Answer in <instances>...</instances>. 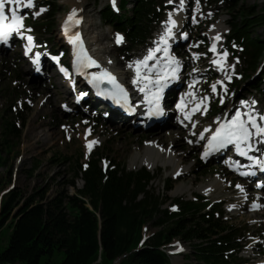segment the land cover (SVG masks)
Instances as JSON below:
<instances>
[{
    "label": "trees",
    "instance_id": "16d2710c",
    "mask_svg": "<svg viewBox=\"0 0 264 264\" xmlns=\"http://www.w3.org/2000/svg\"><path fill=\"white\" fill-rule=\"evenodd\" d=\"M209 1L221 3L229 11L228 43L242 47V73L252 81L264 52V40L255 31L264 27V7L257 12L241 0ZM40 4L48 7L47 14L29 26L40 36H47L52 33L58 5L56 0H41ZM128 4L133 7L128 9ZM120 7L117 12L108 4L100 17L124 34L126 45L120 51L126 54L146 45L154 23L163 18L164 5L161 0H121ZM254 84L258 89L264 85V74ZM260 91L264 96V88ZM25 123L24 116L16 112L3 125L0 169L6 164L4 152H12ZM105 153L98 150L86 161L82 156L64 158L72 164L68 185L75 189L74 194L61 191L51 199L46 197V189H37L28 198L14 189L4 194L0 233L7 229L8 235L5 243L0 239V264H115L118 260L119 264H173L166 248L175 240L190 244L191 257L201 264L242 263L231 252L240 246L236 239L242 228L226 222L217 205L206 211L208 205L197 195L195 200L172 199V207L164 208L170 198L163 200L150 192L157 176L145 167L132 171L125 163L107 162ZM208 167L196 161L201 175L210 173ZM79 179L82 188L77 187ZM170 184L164 180L166 192L171 191ZM2 187L0 180V192ZM151 221L159 230L146 237L144 229Z\"/></svg>",
    "mask_w": 264,
    "mask_h": 264
},
{
    "label": "rangeland",
    "instance_id": "374dc122",
    "mask_svg": "<svg viewBox=\"0 0 264 264\" xmlns=\"http://www.w3.org/2000/svg\"><path fill=\"white\" fill-rule=\"evenodd\" d=\"M56 1L58 11L54 18L52 33L40 38L36 35L42 48L45 47L43 42L50 43L45 52L49 48L58 51L60 54L65 50L68 51L59 32L60 23L68 12L72 10L80 11L82 12L84 22L90 28L88 30L89 35L96 40L97 47L102 49L103 57L109 58L116 68L118 67L121 70L127 71L128 78L126 80L133 85L132 81L137 77L135 62L143 60L148 55V47L133 50L131 52V60H127L119 54V48L124 45V42H117V32L109 25H106L100 17L101 10L108 5L110 0H84L81 9L74 8L76 1L81 0ZM241 1L245 6L252 7L257 12L264 7V0ZM174 15H177V13H174ZM33 16H36L35 13H33ZM194 18L201 19L202 21L197 25L190 24V21L192 22ZM187 19L190 25L187 27L190 37L180 47V52L184 62L191 64L190 53L186 52V49L190 47V40L197 39L200 35L204 34L211 38L214 27L220 21H223L226 29V33L223 36V40L225 41V37L229 31L227 20H230L231 16L229 11L220 4L213 3L210 6L203 1L190 0L189 5L183 12V18L181 19L183 24H187ZM27 31L33 33L29 29ZM159 31L160 28L156 30L155 34ZM255 31L264 40V27L256 28ZM223 47V53L227 52V65L223 67L231 68V70L227 74V72L220 73V70L217 69L216 79L226 83L227 91L230 88L234 93L220 91V94H224L226 101L220 107L219 114L226 111L232 104L235 105L237 98L240 96L255 100L258 103L257 109L260 106L264 108V96L260 92V89H263L264 85L261 84V87L257 90L252 87L253 82L256 83L254 85H257L259 78L262 77L264 72V52L258 59V66L253 75V80L249 82L245 76L240 75L241 60L239 61L236 57L231 56L229 50L226 48V44H223ZM69 56L67 53L65 59L69 60ZM18 64L19 68L15 69ZM15 70H19V75L15 74ZM196 70L195 67H191L186 69L185 73H191ZM45 71L43 75H34V72L29 70V60L23 56L21 47L14 45L10 46V48L0 47V136L3 125L16 112L22 114L26 121L21 139L12 145V152L10 153V149H8L9 152H4L6 164L0 169V180L3 185L0 192V210L4 196L3 192L8 189L19 190L25 198L31 196L37 189L48 190L46 197L49 199L55 197L61 191L68 190L69 194H74L75 189L68 185L73 173L72 164L67 161L69 159L65 161L64 158L82 156V161H85L92 153L103 150L104 152L106 151L105 156H107L108 162L114 160L117 163H125L127 168L133 171L146 167L157 176L150 187V192L156 196H160L163 200H165L166 196L170 198L168 203L164 205V208L171 207L170 203L172 199H194L195 195L207 198L208 202L218 203L223 206L222 208L225 210L226 217L230 218L231 223L238 226L247 225L246 227L249 231L247 232L245 242L249 245L247 248L248 252H245V254L246 256L250 255L248 263L264 264V209H261V212H258V214H252L255 212H252L250 205L257 200L255 194L248 193L252 189V185L248 180H243L232 175L221 162H213L207 168V171L210 173L205 176L201 175V170L195 166V158L199 156L201 149L195 145V139L189 135L192 132L191 128L184 130L176 125L171 128H163L164 132L171 130L173 131V136L179 138L180 144H174L178 155L183 154L182 156L185 158L183 164L189 167L188 173L174 178L172 176V167L166 168L162 162L156 168L139 163L132 167V153L142 149L147 139H150L151 134H154V131L145 130L144 128L134 129L133 126H136L138 123L136 121L124 123L115 119V117L106 118L104 111L100 112L99 115L94 114L89 111V105L86 103L77 106L76 109H73L69 113L65 112L61 106V102L65 101L66 95H68L65 91L68 88L56 75V71ZM229 76L237 81V85L232 86L226 82V78ZM214 80L209 84H203L202 89L207 86V88L209 87L208 91L211 92L210 85L215 82ZM214 116L212 115L205 119L202 125L211 123V119ZM88 129L94 131L92 137L98 141H96L91 151L87 149L84 140L87 138L85 133ZM170 144H173V140L167 139L164 143V146H166L164 149L168 148ZM216 176H220L226 183H231V187L227 190H217L210 195L197 190V187L202 182H207ZM165 179L171 181L170 185H172V189L169 192H166V188L164 187ZM182 183L188 185L189 188L183 193L173 196L172 191ZM237 185H241L243 190H246L244 194H249L247 196L249 199L241 204L242 209L232 213L228 211L227 207L230 203H236L237 200L235 198L241 195V189L237 188ZM82 186L83 181L77 180V187L82 188ZM251 191L260 192L255 189ZM226 197L228 199H225ZM240 199H243V197H240ZM262 202L264 205V200ZM158 230L154 221L148 222L144 229V235L147 237ZM7 235V229L0 233L2 243L6 242ZM179 248L182 249L181 252L171 256L173 264H201L194 257H191L192 248L188 243L177 240L167 249L175 254L180 250ZM254 253L255 260L252 259ZM115 264H119V260Z\"/></svg>",
    "mask_w": 264,
    "mask_h": 264
},
{
    "label": "snow or ice",
    "instance_id": "6c2138e0",
    "mask_svg": "<svg viewBox=\"0 0 264 264\" xmlns=\"http://www.w3.org/2000/svg\"><path fill=\"white\" fill-rule=\"evenodd\" d=\"M173 0H169V3H172ZM14 5L12 8L9 9L10 11V18L11 22H7L8 17L5 14V4ZM113 6L116 4V0H112ZM183 4V0H181V5ZM24 7V8H31L34 7V0H26V3L21 2V0H0V40L7 39L12 33L16 32L20 35L24 33L21 31L24 28L22 23V17L18 15L17 8ZM119 9H117L118 11ZM45 8L41 7L35 15H39L41 12H44ZM75 15V11L72 15L68 17V20H72L73 16ZM172 14L169 13V20L165 22L166 28L163 35L160 36L159 40L163 43L164 47L161 48L160 44H157V47L154 49L149 50L148 55L144 57L143 60L137 61L136 63V72L137 77L132 82L134 84H138L140 81V69L141 67H148V61L152 60L155 56L156 52L163 51L165 56H169V38L173 37L175 34L173 32V27L176 25L177 21L172 19ZM67 23L65 21V30L67 31ZM171 25V26H168ZM30 30V29H29ZM117 42H121L123 37L117 34ZM185 38H187V34H185ZM29 41V45L33 38L31 36L27 37ZM70 41L75 43V40L72 37H69ZM217 40L220 39L219 35L216 37ZM213 52L216 51V46L213 44L212 49ZM223 55L226 57L227 52L225 51ZM39 53H37V62H38ZM54 60L58 61V57H53ZM87 61L85 63L84 61ZM214 63H219L221 67L223 64L220 61H213ZM96 64V61L92 60L90 56H87L85 53L84 58H81L79 55L77 56L76 61V71H80L81 66L84 67H91ZM180 62L173 57H169L167 65H165V69L161 70V74L157 75L155 80L151 77H144L146 81L145 87L140 88L141 92H146V95L150 90H147V84H152L153 87L156 89L154 92H150L148 95V102H149V115H163V109L160 107V101L163 97L164 89L167 87L169 76L173 79L178 78L177 71L179 69ZM175 66V67H173ZM131 67V65H130ZM155 67V66H153ZM151 71V68L149 69ZM61 71L68 75V70L66 68H61ZM104 79H108V81L114 85L113 89L109 93H101V94H109L111 95L112 99H114L117 103H123L126 106L131 107L129 102V96L127 89L124 88L122 84H120L116 77L112 75L111 72L105 70L103 73H93L91 78V83L97 84L99 87V82H102ZM228 79H231L229 76ZM219 83H223L220 81ZM212 90L216 91V85H212ZM227 91V88H225ZM223 98H221V103H223ZM256 103L255 100H252L250 103L249 101H241V104H244L249 107L250 111L248 113H241L239 110L235 111V115L232 116L229 120H224L219 123V126L215 128L212 132L211 136L208 139V143L205 145V152L204 156H207L212 151H219L220 149L227 148L229 145H234L236 151L241 156H248V152L253 147V136L259 138L257 143L264 142V124L259 123V120H264V114L256 112L251 105ZM177 107H181V105H177ZM134 110V109H132ZM246 116V119L243 118ZM259 118V120H258ZM217 120H220L218 117ZM255 130V131H253ZM205 132L208 129H204ZM201 138L204 137V132L200 133ZM260 149L258 148L257 151ZM251 160L255 162V164L259 165L261 168H264V160L259 159L256 156L249 157ZM250 173L244 172L242 175H249ZM254 174V173H252ZM237 188H240L243 191V187L241 185H237Z\"/></svg>",
    "mask_w": 264,
    "mask_h": 264
},
{
    "label": "bare ground",
    "instance_id": "6f19581e",
    "mask_svg": "<svg viewBox=\"0 0 264 264\" xmlns=\"http://www.w3.org/2000/svg\"><path fill=\"white\" fill-rule=\"evenodd\" d=\"M83 3H84V0H81V1H78V2L76 1V3L74 4L75 5L74 8L81 9ZM81 13L82 12L79 11V14H81ZM174 13H177V15H174ZM171 14L175 18H178V17H180L182 12L174 11ZM82 26L84 28V30H83L84 34L89 39L90 44H92V46L94 47V49H96V52H98L99 55L102 53L100 56L103 57L102 49L97 47L96 40L94 38H91L90 35H89L88 30L90 28L88 27L86 22L82 21ZM217 33H223V34L226 33L225 24H224L223 21H220L216 25V27L214 28L213 34L217 36V35H219ZM214 60L215 61H220V63H222L223 66L227 65V59L224 56H218ZM104 61H105V63L107 62L111 66L115 67V64H113V62H111L109 60V58H104ZM151 62L155 65V60H152ZM153 64L149 67V69L154 66ZM156 66H158V65H156ZM218 67H219L220 70L222 69L220 64L218 65ZM223 70L229 72L231 70V68L227 67V68H225ZM115 74L120 75L123 79H127L128 78V72L125 71V70H120L119 72H117ZM145 85H146V81H144L143 79L140 80L139 83H138L139 87L140 86L145 87ZM147 88H153V85L152 84H147ZM71 106L75 107L73 105V103H71ZM243 109H246V108H243ZM168 124H170V122L167 123V125ZM165 125L158 124V127L153 132L154 134L153 135L151 134V136H150L151 138L147 139V142L144 144L143 148L140 149V150L135 151L134 153H132V155H133L132 167L139 163V164L149 165L150 167H153V168L155 167L156 168L158 166V164L160 162H162L166 168L167 167H172V176L174 178H178V177L183 176L184 174L188 173L189 172V167L185 166L183 164L184 163L183 161L185 160V158H184V156H182L183 154L178 155L177 148L175 147L174 143L180 144V142L178 141L179 138H175L173 136V133H172L173 131H171V130H168L167 132H164V130L162 128ZM113 127H115V126H113ZM160 130H162V131H160ZM181 133H182V131H181ZM89 139H84L86 147L88 148V150H90L89 147L87 146V142H88ZM167 139L173 140V144L174 145L170 144V145H168V148L164 149L166 147V146H164V143L166 142ZM174 148H176V149H174ZM201 155H204L203 148L201 150ZM230 187H231V183H226L224 181V179H222L220 176H216V177L210 179L207 182H202L197 187V190L200 191L201 193L206 194V195H210V194L214 193L217 190H227ZM188 188H189L188 185L182 183V184L178 185L172 191V195L175 196V195L181 194ZM250 193H252V191ZM240 194L241 195L239 197L247 195V194H244V190L240 191ZM256 195H257V202L251 204L250 206L253 209L258 210L259 206L262 205V199H264V192H257ZM227 198L228 197H226V199ZM236 198H238V197H236ZM244 200H245V197L242 200L239 199V201H237L234 204H230L228 206V210L230 212H235L236 210L241 209L240 204Z\"/></svg>",
    "mask_w": 264,
    "mask_h": 264
},
{
    "label": "water",
    "instance_id": "95a60500",
    "mask_svg": "<svg viewBox=\"0 0 264 264\" xmlns=\"http://www.w3.org/2000/svg\"><path fill=\"white\" fill-rule=\"evenodd\" d=\"M7 192V191H6Z\"/></svg>",
    "mask_w": 264,
    "mask_h": 264
}]
</instances>
